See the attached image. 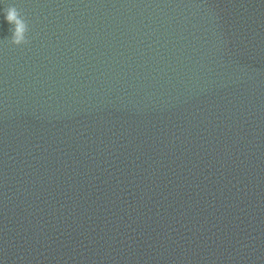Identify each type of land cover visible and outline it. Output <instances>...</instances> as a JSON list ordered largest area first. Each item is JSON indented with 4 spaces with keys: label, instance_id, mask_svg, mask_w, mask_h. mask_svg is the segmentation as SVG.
Instances as JSON below:
<instances>
[{
    "label": "clouds",
    "instance_id": "obj_1",
    "mask_svg": "<svg viewBox=\"0 0 264 264\" xmlns=\"http://www.w3.org/2000/svg\"><path fill=\"white\" fill-rule=\"evenodd\" d=\"M5 19L10 25H13L10 43L16 46L26 45L29 43L27 39L28 22L23 17L21 11L14 5L7 6L3 9Z\"/></svg>",
    "mask_w": 264,
    "mask_h": 264
}]
</instances>
